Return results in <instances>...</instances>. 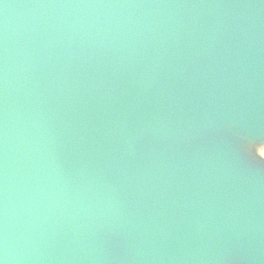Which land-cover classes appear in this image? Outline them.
<instances>
[{
    "label": "water",
    "instance_id": "water-1",
    "mask_svg": "<svg viewBox=\"0 0 264 264\" xmlns=\"http://www.w3.org/2000/svg\"><path fill=\"white\" fill-rule=\"evenodd\" d=\"M264 0H0L3 264H264Z\"/></svg>",
    "mask_w": 264,
    "mask_h": 264
},
{
    "label": "rangeland",
    "instance_id": "rangeland-1",
    "mask_svg": "<svg viewBox=\"0 0 264 264\" xmlns=\"http://www.w3.org/2000/svg\"><path fill=\"white\" fill-rule=\"evenodd\" d=\"M240 142L244 154L250 158L251 162H260L257 164L264 163V140L257 142L242 139Z\"/></svg>",
    "mask_w": 264,
    "mask_h": 264
},
{
    "label": "snow or ice",
    "instance_id": "snow-or-ice-1",
    "mask_svg": "<svg viewBox=\"0 0 264 264\" xmlns=\"http://www.w3.org/2000/svg\"><path fill=\"white\" fill-rule=\"evenodd\" d=\"M0 264H3V262H2V261H0Z\"/></svg>",
    "mask_w": 264,
    "mask_h": 264
}]
</instances>
